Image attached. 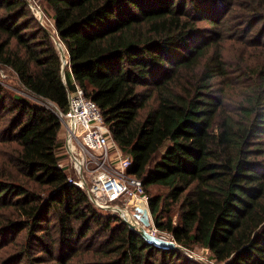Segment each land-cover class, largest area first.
Returning a JSON list of instances; mask_svg holds the SVG:
<instances>
[{"label": "trees", "instance_id": "trees-1", "mask_svg": "<svg viewBox=\"0 0 264 264\" xmlns=\"http://www.w3.org/2000/svg\"><path fill=\"white\" fill-rule=\"evenodd\" d=\"M40 1L53 33L26 0H0V65L30 95L0 85V264H195L194 247L264 264V0ZM75 85L187 253L68 182L46 106L65 112Z\"/></svg>", "mask_w": 264, "mask_h": 264}, {"label": "built area", "instance_id": "built-area-1", "mask_svg": "<svg viewBox=\"0 0 264 264\" xmlns=\"http://www.w3.org/2000/svg\"><path fill=\"white\" fill-rule=\"evenodd\" d=\"M65 58L63 64H66ZM51 109L61 122L63 148L71 162L74 178L71 184L86 190L92 203L99 209L119 215L131 226L142 225L137 208L148 209V195L140 179L129 173L131 159L125 155L105 125L97 104L85 97L77 85L67 92V110L54 105ZM129 228V226H128ZM158 235L156 229L144 227Z\"/></svg>", "mask_w": 264, "mask_h": 264}, {"label": "rangeland", "instance_id": "rangeland-1", "mask_svg": "<svg viewBox=\"0 0 264 264\" xmlns=\"http://www.w3.org/2000/svg\"><path fill=\"white\" fill-rule=\"evenodd\" d=\"M26 2L28 4V8L30 9L32 15L35 17V19L38 21V23L42 27L46 28L50 33H53L54 29H53V25H52V20L48 16L47 10L44 7L42 1H40V0H26ZM54 40H55L57 47L59 48V50L61 52V57H62V60L64 62L65 54H66L65 50H64L62 44L55 37H54ZM0 85L10 92L18 93V94H20L24 97H27V98L30 97V95H28L25 92V90L20 87V85L18 84V82L16 80L15 75L10 70H8V69L6 70V68H3V66H1V65H0ZM62 138L64 141L63 130H62ZM59 157L61 158L60 159L61 166H65L67 168L66 172L68 173V175H71V177L74 178L75 176H74L72 169H71V162H70V159H68L65 148L60 149ZM151 226L153 228H155L153 221H152V217H151ZM156 232H157V234L163 236L164 238L170 239V237L167 233L159 231L158 229H156ZM22 234L23 233H21V235ZM170 240H172V239H170ZM179 250L186 252V250H184L182 247H180ZM188 255L190 257H192L194 261H196L195 264H213L211 262V260L208 259V256H209L208 251L205 250L204 248L194 247V249L192 251H188ZM20 264H25V263L23 262Z\"/></svg>", "mask_w": 264, "mask_h": 264}, {"label": "water", "instance_id": "water-1", "mask_svg": "<svg viewBox=\"0 0 264 264\" xmlns=\"http://www.w3.org/2000/svg\"><path fill=\"white\" fill-rule=\"evenodd\" d=\"M138 211L139 214H136V216L140 219L141 223L143 226H139V227H133L130 224H128L127 222H125L127 224V226H129L130 229L134 230L135 232H137L139 235H141L148 243L160 247V248H165V249H179L180 246L177 245L173 240L170 239H166V238H162L158 235H154L150 232H148L144 227L146 228H150L151 226V221L149 219L148 216V212L147 210H142L137 208L136 209Z\"/></svg>", "mask_w": 264, "mask_h": 264}, {"label": "bare ground", "instance_id": "bare-ground-1", "mask_svg": "<svg viewBox=\"0 0 264 264\" xmlns=\"http://www.w3.org/2000/svg\"><path fill=\"white\" fill-rule=\"evenodd\" d=\"M139 226H141V225H135V224H134V227H139Z\"/></svg>", "mask_w": 264, "mask_h": 264}, {"label": "crops", "instance_id": "crops-1", "mask_svg": "<svg viewBox=\"0 0 264 264\" xmlns=\"http://www.w3.org/2000/svg\"><path fill=\"white\" fill-rule=\"evenodd\" d=\"M70 80H71V81H73V78H72V77H70Z\"/></svg>", "mask_w": 264, "mask_h": 264}]
</instances>
